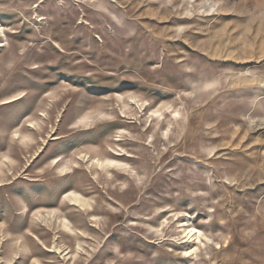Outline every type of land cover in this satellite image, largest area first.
<instances>
[{
  "label": "rangeland",
  "instance_id": "374dc122",
  "mask_svg": "<svg viewBox=\"0 0 264 264\" xmlns=\"http://www.w3.org/2000/svg\"><path fill=\"white\" fill-rule=\"evenodd\" d=\"M0 264H264V0H0Z\"/></svg>",
  "mask_w": 264,
  "mask_h": 264
}]
</instances>
